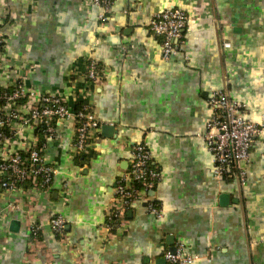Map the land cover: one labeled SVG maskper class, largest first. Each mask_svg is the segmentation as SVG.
<instances>
[{
    "label": "crops",
    "instance_id": "1",
    "mask_svg": "<svg viewBox=\"0 0 264 264\" xmlns=\"http://www.w3.org/2000/svg\"><path fill=\"white\" fill-rule=\"evenodd\" d=\"M171 7L188 21L165 60L148 23ZM0 22L6 59L25 65L24 82L61 94L71 110L89 102L100 123L80 156L73 120L59 125L45 149L57 167L47 192L0 190V264H167L164 251L177 245L196 257L190 264H264V131L243 186L213 178L203 138L211 91L243 103L253 122L264 114V0H111L106 11L90 0H0ZM1 76L9 84L16 74ZM138 142L160 172L147 194L163 215L149 214L141 198L111 232L105 215ZM54 215L65 219L62 235L50 228Z\"/></svg>",
    "mask_w": 264,
    "mask_h": 264
},
{
    "label": "built area",
    "instance_id": "2",
    "mask_svg": "<svg viewBox=\"0 0 264 264\" xmlns=\"http://www.w3.org/2000/svg\"><path fill=\"white\" fill-rule=\"evenodd\" d=\"M90 1L104 11L111 3V0ZM100 18L104 15L101 14ZM187 21L186 12L176 7L152 14L148 29L160 38L163 59L167 60L177 52ZM5 39L6 31L0 22V190L18 191L23 195L47 192L57 167L47 159L45 149L58 137L59 125L73 120V152L80 156L87 151L90 133L98 129L100 123L89 102L71 110L61 94L27 85L20 74L25 65L6 59ZM223 45L227 47L229 43ZM3 71L16 74L12 83L4 82ZM85 74L88 81L97 79L99 70L96 63L89 61ZM207 103L213 116L206 125L203 138L213 157V178L231 179L243 186L246 169L241 163L248 161L252 142L264 131V114L258 123L249 120L243 103L231 99L223 89L211 91ZM158 181L160 172L152 164L150 149L144 142L135 143L128 170L116 181L115 199L106 212L105 227L111 232L121 229L125 212L141 198L147 201L149 214L161 217L162 208L147 194ZM30 226L31 234L37 236V226L34 223ZM65 226V219L60 215L51 217L50 228L55 234H64ZM163 258L167 264H190L196 257L184 253L182 245H177L173 252L164 251Z\"/></svg>",
    "mask_w": 264,
    "mask_h": 264
},
{
    "label": "water",
    "instance_id": "3",
    "mask_svg": "<svg viewBox=\"0 0 264 264\" xmlns=\"http://www.w3.org/2000/svg\"><path fill=\"white\" fill-rule=\"evenodd\" d=\"M101 130H105L106 132H108L109 134H110V132H112L113 133V126L111 125H103L102 127H101ZM241 164H245L244 162H242ZM228 200H229V197H228V195L227 194H222L221 195V197H220V203L221 204H225L226 202H228ZM13 225H17V222H15V221H12L11 222ZM170 251H174V248H172V249H170Z\"/></svg>",
    "mask_w": 264,
    "mask_h": 264
},
{
    "label": "trees",
    "instance_id": "4",
    "mask_svg": "<svg viewBox=\"0 0 264 264\" xmlns=\"http://www.w3.org/2000/svg\"><path fill=\"white\" fill-rule=\"evenodd\" d=\"M80 102H81V101H80ZM80 105H81V104H80ZM80 105H79L78 107L76 106L75 109L77 110V109L80 107ZM41 140H42V139H41Z\"/></svg>",
    "mask_w": 264,
    "mask_h": 264
}]
</instances>
